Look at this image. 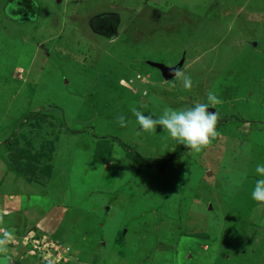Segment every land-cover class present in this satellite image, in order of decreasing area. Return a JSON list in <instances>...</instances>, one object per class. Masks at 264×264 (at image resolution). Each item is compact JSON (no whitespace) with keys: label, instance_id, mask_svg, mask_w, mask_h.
<instances>
[{"label":"rangeland","instance_id":"1","mask_svg":"<svg viewBox=\"0 0 264 264\" xmlns=\"http://www.w3.org/2000/svg\"><path fill=\"white\" fill-rule=\"evenodd\" d=\"M180 60L169 80L151 64ZM209 92L218 135L199 153L133 114ZM258 163L264 0H0L9 264H264Z\"/></svg>","mask_w":264,"mask_h":264},{"label":"clouds","instance_id":"2","mask_svg":"<svg viewBox=\"0 0 264 264\" xmlns=\"http://www.w3.org/2000/svg\"><path fill=\"white\" fill-rule=\"evenodd\" d=\"M176 74L178 77L183 75L179 71ZM183 84L186 89L191 88V78L184 76ZM220 102L213 92H209L207 102L196 103L183 109L167 108L157 118L145 115L138 110H133V114L140 129L151 132L156 131L159 126L176 143L199 153L218 135L216 126L219 113L211 111L210 106ZM119 123L121 127L126 126L123 116L119 117ZM255 172L260 178L256 179L254 183L251 199L259 204H264V163H258ZM8 238L9 235L6 233L5 239H0V253L7 252L5 245ZM28 250L31 253V248ZM9 260L8 255L0 254V264H9Z\"/></svg>","mask_w":264,"mask_h":264},{"label":"water","instance_id":"3","mask_svg":"<svg viewBox=\"0 0 264 264\" xmlns=\"http://www.w3.org/2000/svg\"><path fill=\"white\" fill-rule=\"evenodd\" d=\"M151 64L160 70L161 75L165 80H169L173 78L174 75H176L177 71L179 70L182 64V60H180L179 63H176L173 66H167L164 65L163 63H158V62H152Z\"/></svg>","mask_w":264,"mask_h":264},{"label":"bare ground","instance_id":"4","mask_svg":"<svg viewBox=\"0 0 264 264\" xmlns=\"http://www.w3.org/2000/svg\"><path fill=\"white\" fill-rule=\"evenodd\" d=\"M243 10H244V9H243ZM109 22H110V21H109ZM107 25H108V24H107ZM112 26H113V25H112ZM114 26H115V25H114ZM108 27H109V26H107L106 29H107ZM101 29H102V27H101ZM101 29H100V30H101ZM109 29H110V28H109ZM111 30H112V28H111ZM104 31H105V28H104ZM109 32H110V31H109ZM105 33H106V31H105ZM76 158H77V157H75V160H76ZM77 160H78V159H77ZM81 161H82V160H81ZM77 163H78V162H77ZM77 163H76V164H77ZM77 166H78V164L76 165V167H77Z\"/></svg>","mask_w":264,"mask_h":264},{"label":"built area","instance_id":"5","mask_svg":"<svg viewBox=\"0 0 264 264\" xmlns=\"http://www.w3.org/2000/svg\"><path fill=\"white\" fill-rule=\"evenodd\" d=\"M34 247H36V246H34Z\"/></svg>","mask_w":264,"mask_h":264}]
</instances>
